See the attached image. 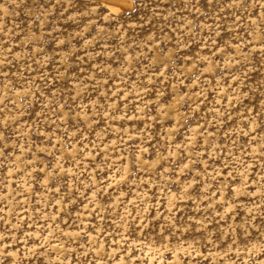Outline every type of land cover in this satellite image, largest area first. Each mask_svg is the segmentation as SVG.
Segmentation results:
<instances>
[{"label":"rangeland","instance_id":"1","mask_svg":"<svg viewBox=\"0 0 264 264\" xmlns=\"http://www.w3.org/2000/svg\"><path fill=\"white\" fill-rule=\"evenodd\" d=\"M0 264H264V0H0Z\"/></svg>","mask_w":264,"mask_h":264},{"label":"bare ground","instance_id":"2","mask_svg":"<svg viewBox=\"0 0 264 264\" xmlns=\"http://www.w3.org/2000/svg\"><path fill=\"white\" fill-rule=\"evenodd\" d=\"M104 7H106L111 13L119 15L132 11L135 7V0H94Z\"/></svg>","mask_w":264,"mask_h":264}]
</instances>
